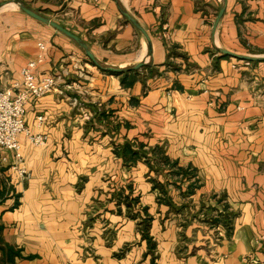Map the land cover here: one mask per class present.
<instances>
[{"label": "crops", "instance_id": "obj_1", "mask_svg": "<svg viewBox=\"0 0 264 264\" xmlns=\"http://www.w3.org/2000/svg\"><path fill=\"white\" fill-rule=\"evenodd\" d=\"M39 55L54 87L23 119L44 143L18 134L22 176L0 147L14 264H264V0H0V90Z\"/></svg>", "mask_w": 264, "mask_h": 264}, {"label": "built area", "instance_id": "obj_2", "mask_svg": "<svg viewBox=\"0 0 264 264\" xmlns=\"http://www.w3.org/2000/svg\"><path fill=\"white\" fill-rule=\"evenodd\" d=\"M41 50L44 46L39 44ZM41 61V55L36 61L27 62L20 69V82L13 84V91L0 90V147L12 151L16 164L12 169H16L20 176L23 175V170L19 168V163L22 160L19 152V143L17 136L23 133L33 145H42L44 139L39 134H30L24 124V103L29 96L40 97L54 87L52 77H45L40 82L35 80L33 69L36 63ZM37 119H41L38 117ZM244 264H253L247 258H243Z\"/></svg>", "mask_w": 264, "mask_h": 264}, {"label": "trees", "instance_id": "obj_3", "mask_svg": "<svg viewBox=\"0 0 264 264\" xmlns=\"http://www.w3.org/2000/svg\"><path fill=\"white\" fill-rule=\"evenodd\" d=\"M130 72V71H129ZM129 72H123L124 74H130ZM132 72V71H131ZM133 72H136L135 70ZM119 74H122L120 72H117ZM135 77L133 75H130L127 79V82H125L126 78H121V84L123 85H129L133 81ZM155 156L159 158V161L163 165H169L172 169L173 176L181 177V175H188L193 172L192 170H183L175 166V164L170 163L169 160L161 155V151L159 148H155L154 150ZM115 153L122 157L123 162L125 163H134L138 160H142L148 163L147 161V153L146 150L143 149L142 146H140L138 149H133L129 143H125L121 146H117L115 148ZM195 179L189 184V190H192V188L195 187ZM6 185L0 181V201L4 198V195L7 191ZM147 220H143L144 223H146ZM143 223V224H144ZM1 243V242H0ZM0 250H1V262L2 264H14V258L19 257L20 253L17 249H14L12 246L8 244H0Z\"/></svg>", "mask_w": 264, "mask_h": 264}, {"label": "water", "instance_id": "obj_4", "mask_svg": "<svg viewBox=\"0 0 264 264\" xmlns=\"http://www.w3.org/2000/svg\"><path fill=\"white\" fill-rule=\"evenodd\" d=\"M18 7L20 10H22L24 13H26L27 15L31 16L32 18L44 23V24H47V25H50L52 26L53 28H55L56 30L64 33L65 35H67L68 37L72 38L74 41H76L80 47L84 50L85 54L88 56V58H90L91 60H94L93 59V55L90 53V51L87 49V46L81 42H79V38L72 34L71 32H69L68 30H66L65 28H63L62 26L58 25L56 22L52 21L51 19L49 18H46L40 14H38L37 12L29 9L28 7L22 5V4H18ZM221 13L222 11H220L214 21V27L216 25V23L218 22L220 16H221ZM131 19V18H130ZM131 21L133 22V24L139 28V26L133 21V19H131ZM223 54H227L229 56H232V57H235V58H238V59H242V60H247V59H251V57L249 56H245V55H239V54H235L233 52H230V51H227V50H221ZM139 66V64L137 65ZM136 66V67H137Z\"/></svg>", "mask_w": 264, "mask_h": 264}]
</instances>
